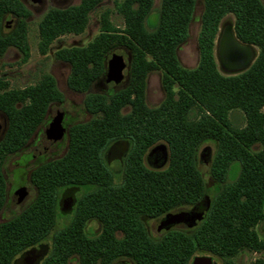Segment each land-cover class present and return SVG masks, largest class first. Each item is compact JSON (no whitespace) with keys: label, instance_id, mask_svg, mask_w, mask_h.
<instances>
[{"label":"trees","instance_id":"obj_1","mask_svg":"<svg viewBox=\"0 0 264 264\" xmlns=\"http://www.w3.org/2000/svg\"><path fill=\"white\" fill-rule=\"evenodd\" d=\"M197 1L160 0L157 22L151 25L153 0H122L115 3L121 29L111 24L105 11L99 34L91 42L54 53L56 60L69 65L68 88L86 94L83 105L89 119L69 128L62 157L31 173L35 200L0 223V264H12L43 243H49V252L41 264H68L73 256L77 264H110L117 258L134 264H189L203 254L234 264L241 252H264V239L254 229L264 223V5L261 0H201L198 63L186 69L177 59V48L188 37ZM101 2L79 0L64 9H49L38 25L39 53L46 55L61 36L83 33L90 12ZM7 15L18 21L4 35L2 20ZM227 15L234 19L235 38L257 49L252 64L232 76L218 72L213 56L220 22ZM27 16L20 0H0V56L13 47L21 54V63L27 62ZM115 50L130 57L127 83L108 94L89 93L91 85L104 77L107 55ZM154 71L161 72L164 98L158 106L148 107L146 79ZM63 99L55 79L46 73L21 89H8L0 79V112L8 122L0 142V209L5 156L24 146L49 106ZM193 110L196 117L190 118ZM233 111L243 114V127L231 124ZM161 142L167 147L166 167L151 170L143 158ZM203 144L214 146L211 190L197 166ZM256 145L259 149L254 151ZM109 162L117 168L111 170ZM64 189L82 192L66 225L57 229V201ZM206 198L209 206L195 227L158 238L148 234L146 220L201 206ZM89 220L100 225L97 236L85 233ZM249 264H264V259Z\"/></svg>","mask_w":264,"mask_h":264},{"label":"rangeland","instance_id":"obj_2","mask_svg":"<svg viewBox=\"0 0 264 264\" xmlns=\"http://www.w3.org/2000/svg\"><path fill=\"white\" fill-rule=\"evenodd\" d=\"M23 3L24 7L28 12V16L24 19L26 26V36L27 43L29 47V59L26 63H21V54L19 51L13 47H9L5 53L0 56V79L4 80L8 84V89H21L29 85L37 83L40 76L44 73L51 75L56 82L57 89L63 95V102L61 104L53 103L49 106L47 115L45 118V123L51 121L56 117L57 113H61L63 116V127L65 133L62 135V140L55 141L54 144L49 145L48 152L41 160L40 163L46 162L48 160L60 157L66 150L67 147V130L70 126L84 122L89 119V115L84 109L83 101L86 96L85 93H77L70 90L67 86V77L69 75V65L56 60L54 53L63 48L71 47H83L89 42H91L100 31V17L101 14L105 11H108L109 20L111 24L121 29L123 26L122 18L115 11V3L121 2L122 0H102V2L96 6L89 14L88 24L80 35H64L56 40L49 46L48 52L46 55H41L38 51V25L41 21L43 15L51 8L64 9L69 6H74L79 3V0H38L36 3H33L31 0H20ZM264 5V0H261ZM160 0H153V8L151 13L148 16V21L151 25H155L157 22V10L159 8ZM203 10V4L201 0H198L195 5V10L193 13V18L189 26V34L184 43H182L177 48V59L180 65L186 69H192L196 67L198 63V49H197V35L200 28V18ZM18 21L17 18L12 17V15L5 16V19L2 23V34H8L13 28L15 23ZM233 17L231 15L225 16L220 22L219 29L214 41L213 56L216 63L218 72L223 76H232L239 74L245 71L248 66L252 63L254 58L257 55V49L253 46H250L252 52V59L249 65L245 68L235 69L234 67H229L223 60V47H222V37L224 33L231 28L233 25ZM7 23L8 26L6 25ZM148 30H151L147 26ZM112 54L121 55L126 62L127 55L123 50H115L110 52L107 55L105 63L110 59ZM106 71V69H105ZM127 70L123 71V80L115 85L114 83H107L106 78L103 77L100 81L95 82L91 85L88 92L89 93H102L108 94L112 91L119 90L126 84ZM161 72L154 71L151 72L146 79V89H145V104L148 107L158 106L163 98L164 92L161 87ZM127 110H124L125 113ZM264 112V107L262 109ZM190 118L196 117V112L193 110L190 115ZM229 119L231 124L234 127H243L244 126V117L240 111H233L229 114ZM2 123V115L0 114V124ZM45 125V124H44ZM47 126H41L36 135L30 140L26 149L18 152L14 155H11L7 158L3 171L6 180V189L8 193V202L11 205H14L12 201V191L19 186L27 188L29 191V197L27 201L20 207L15 208L12 214H8L5 210L0 211V222H3L10 217L18 214L35 196V189L29 184V173L36 166V163L30 161L29 156L33 154L34 147H37L39 144V138L42 135L43 131ZM157 145H163L165 151L167 152L166 145L161 142ZM259 147L256 145L253 147L254 151H257ZM36 152V151H35ZM37 153V152H36ZM163 153V152H162ZM160 153L163 162V154ZM214 153V146L212 144H203L198 150V161L197 166L200 170L206 186L211 190L214 182L209 176V166L210 161ZM23 159H25L23 161ZM112 160V157L110 158ZM148 153L145 156V164L150 168L148 163ZM157 159V158H156ZM155 159V162L152 164L157 165L161 162ZM166 164H163L161 169L166 167ZM111 168L114 170L117 168L115 162H111ZM236 164L233 166L232 172L229 174V178H234V170ZM206 200H208L206 198ZM7 202V203H8ZM206 203V201H205ZM204 203V204H205ZM204 204L200 206V210L204 208ZM190 208H181V211H189ZM199 210V211H200ZM176 213V212H175ZM161 218L156 220H146V227L149 232V235L152 238H158L160 235L156 232V228L159 225ZM66 220V219H65ZM64 220H59L57 222V228H60L63 225ZM182 228V227H179ZM255 231L257 232L259 238L264 239V223L256 226ZM86 230L92 234H96L99 231V225L91 221L87 224ZM197 256H209L213 259L216 264H221V261L212 255L203 254ZM262 258L264 259L263 253H253V252H241L234 258V264H249L254 260ZM126 261L127 264H133L131 261L120 259L115 261ZM70 264H75L74 260H71ZM191 264V262L189 263Z\"/></svg>","mask_w":264,"mask_h":264},{"label":"flooded vegetation","instance_id":"obj_3","mask_svg":"<svg viewBox=\"0 0 264 264\" xmlns=\"http://www.w3.org/2000/svg\"><path fill=\"white\" fill-rule=\"evenodd\" d=\"M12 17H14V16H12ZM4 19H5V17L3 18L2 23H3ZM8 24L9 23H7L6 25L8 26ZM16 26H17V22L15 23L14 28L12 30H14L16 28ZM128 57L129 56H127V58ZM126 61H127V59H126ZM128 70H127L126 83L128 81ZM104 77H105V73H104ZM0 114L2 115V123L0 124V142H1L3 140V138H4V136H5L6 131H7L8 122H7L6 116L3 113H1V112H0ZM46 115H47V113H46ZM45 118H46V116H45ZM45 118H44L43 122L41 123V125L36 129V131L32 134V136L29 138V140L25 143V145L22 146L19 150L15 151L14 153H11V154H8L7 156H5V158L3 160V163H2V166H1V175H2L3 180H4V200H3V204H2V207H1L0 211L1 210H5L6 213L12 214L14 212L15 208L22 206L27 201V199L29 197V191L27 190V188H25L23 186H19V187H17L16 189H14L12 191V201H13L14 205H11L7 201L8 200V193H7V189H6V180H5V175H4V171H3L5 162H6V160H7V158L9 156L14 155V154H16L18 152H21L22 150L26 149L27 146H28V144H29V142H30V140L33 138L34 135H36L38 129L41 126H45V125L47 126L45 128V130L43 131L42 135L39 138L40 139L39 140V144L37 145V147H34L35 149L33 151V154L31 153V155L29 156L30 161H33V163H36V166H34V168L29 173V184L35 189V196H34V198L18 214L10 217L9 219H7V220H5L3 222H6V221H8V220H10V219H12L14 217H16L17 215H19L25 208H27L35 200L36 195H37V190H36L35 186L31 183V173L36 168H38L39 166H41V165H43V164H45V163H47V162H49L51 160H55V159H58V158L62 157L65 154V152H66V150H65V152L60 157H58V158H54V159L48 160L46 162L40 163L41 160L43 159V156L48 152L47 151L48 149L46 150L47 152H39L38 151V147H39L42 139L44 138L46 129L49 127L50 123L53 121V119L55 117L51 121H49L48 123H45ZM69 128H68V130H69ZM68 130L66 131L67 132V143H68ZM64 133H65V129L63 127V118H62L61 119V125H60V127L56 130L55 134L50 137L51 138L50 145L52 146V144H54L55 141H60L61 142L62 135ZM158 146H160V145H157V144L154 145L147 152L148 153V158H149L148 159V163H149V166H150L149 169H151V170H161L160 167L163 166V164L161 162L162 157L161 156H158V154H156V148ZM66 149H67V147H66ZM145 156L143 158V162H144V165L146 166V164H145ZM155 159L158 160V162H161V163L160 164H157V165L152 164L153 162H155ZM24 160L25 159H23V161ZM108 165H109L110 169L113 170L111 168V163L110 162H109ZM18 191H22L24 193V196H23L22 199H19L17 197L16 193ZM81 192H82V190H80V189L73 190V191H69V192L65 191V189H64V190H62L59 193V198H58V201H57V220H56V225H57V222L59 220H64V222H63V225L60 228H57V226H56L57 229L63 228L66 225V223L69 220V218L72 216L73 210H74V206L76 204V199L81 194ZM193 208H195V207H193ZM193 208H190L189 211L192 210ZM197 208H198V210H200L199 209L200 206H197ZM200 211H204V208L202 210H200ZM175 212L176 213H179V212H186V211H181V209H179V210H176V211H173V212H169L167 214H176ZM167 214H165V215H167ZM164 216L161 217L160 221L162 220V218ZM91 221H94V220H89V221L86 222V225L84 227V231L87 234V236H97L99 234V232H100V225L96 221H94V222H96L99 225V231H98V233L92 234L91 232H88L86 230L87 224L89 222H91ZM160 221H159V223H160ZM3 222H0V223H3ZM179 227H182V228H179ZM146 229H147V227H146ZM175 229H177V230H183V229H190V228L188 227V224L187 223L182 222V223H179V224L172 225L169 229L163 228V229L159 230L158 227H157L156 228V232L161 236L163 233L168 232V231H171V230H175ZM147 232H148V230H147ZM148 234H149V232H148ZM48 252H49V243L48 244L43 243L42 245H38V246H35V247H32V248H29L28 250H26L25 252H23L21 255H19L18 257H16V259L12 262V264H41V262L47 256ZM120 259L121 260L124 259V260L131 261V260L127 259V258H117V259L111 261L110 264H127L126 261H118L117 263H114L115 261L120 260ZM71 260H74L75 261V264H77V261L78 260H77V258L75 256H73V257H71L69 259L68 264H70ZM191 262H192V260H191Z\"/></svg>","mask_w":264,"mask_h":264},{"label":"water","instance_id":"obj_4","mask_svg":"<svg viewBox=\"0 0 264 264\" xmlns=\"http://www.w3.org/2000/svg\"><path fill=\"white\" fill-rule=\"evenodd\" d=\"M31 1L33 3H36L38 0H31ZM222 47H223L224 62L226 63L227 66L234 67L235 69L247 67L253 57L250 46L239 42L235 38L233 29L231 28H229L222 37ZM129 64H130V57H128L127 61L125 62L121 55L112 54L110 59L105 63L106 82L114 83L115 85L119 84L123 80V71L124 69L126 70L129 69ZM61 119H62V114L58 113L57 116L50 123L49 127L46 129L44 138L42 139L38 147L39 152H45L48 149L51 143L50 137L54 135L56 130L60 127ZM160 153H162L163 154L162 156L164 157L163 158L164 161L162 162V164H165L167 162V152L165 151L163 145H160L156 148V154H158V156H161ZM16 195L19 199H22L24 193L22 191H18ZM208 206H209V202L208 200H206V203L204 204V211H199L198 208L195 207L188 212L167 214L160 221L158 229L159 230L163 228L169 229L172 225L179 224L182 222L187 223L189 228L195 227L199 223L200 219L202 218L205 210H207ZM191 264H216V263L209 256H195L192 259Z\"/></svg>","mask_w":264,"mask_h":264}]
</instances>
